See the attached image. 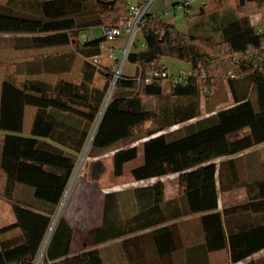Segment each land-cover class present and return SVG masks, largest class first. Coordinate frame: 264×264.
<instances>
[{"label":"trees","instance_id":"trees-1","mask_svg":"<svg viewBox=\"0 0 264 264\" xmlns=\"http://www.w3.org/2000/svg\"><path fill=\"white\" fill-rule=\"evenodd\" d=\"M7 0L0 3V33L23 34L18 40L26 47H59L74 45L91 70L86 71L82 83L61 79L50 83L42 79H26L20 85L7 78L1 87L0 129L6 134L2 140L0 167L6 174V187L16 184L32 189L33 198L45 206L34 209L26 201L12 200L16 222L0 228V234L13 228L19 233L0 243V264H34L39 250L52 224L56 207L61 203L73 177L77 153L82 149L92 123L100 111L109 83L101 90L92 87L95 66L87 58L102 53L104 35L80 42L79 32L90 27L115 26L127 18L128 3L124 0ZM210 0L207 1V3ZM241 4L254 1L264 5V0H240ZM206 3V4H207ZM143 21L145 47L131 51L127 57L138 65L135 76H120L113 88L112 96L99 118L91 145V154L115 147L118 143L135 140L133 130L146 121L154 126L148 129V138L143 142V163L132 168L135 180L160 178L179 173V184L186 205L168 203V214L160 219H151V213L159 211L164 194V183L136 188L140 201L146 206L140 210L127 226L108 219L112 193H106L103 224L89 229L84 249L70 254L74 229L60 216L51 233L41 264H104L98 244L143 231L192 213L207 212L201 217L206 229V244L210 251L225 248L228 244L233 262H238L264 248V225L240 226L227 237L224 218L229 213L246 210L244 204L218 210L217 171L215 159L235 155L264 142V30L253 25L249 18L241 17L229 22L223 32V42L218 44L235 65L236 76L228 75V86L232 89L235 104L220 108L209 116L189 123L183 129L163 133L173 124L184 123L200 117L202 86L213 92L214 83L209 68L212 60L197 46L194 36L183 37L176 25L151 13ZM261 28V32H259ZM164 29V34L159 32ZM77 41V46L75 45ZM163 55H172L191 64L194 72L186 82L171 84L172 96L177 102L156 109H147L143 95H160L164 80L148 84L144 75L154 63H160ZM57 56V55H56ZM55 62V61H54ZM69 65L57 64L53 71L67 70ZM250 74L257 93L254 104L247 92L237 93L235 78L238 74ZM141 75L139 81L136 77ZM216 103L206 110H215ZM27 106L36 111L30 135H24V118ZM58 113L76 117V124L67 127L58 118ZM170 117V118H169ZM65 125L66 128H62ZM47 139L57 142L54 144ZM136 145L119 146L113 155L114 174H124L125 165L138 157ZM98 169L92 178L104 172L101 160L93 164ZM264 168V162H263ZM250 186V185H249ZM258 196L264 199L263 179L257 183ZM148 199L153 203L148 209ZM264 206V200L261 201ZM165 207H163V210ZM169 231L161 227L156 231ZM132 240H137L134 237ZM131 239H125L124 244ZM136 242V241H134ZM130 264H148L140 260H129Z\"/></svg>","mask_w":264,"mask_h":264},{"label":"rangeland","instance_id":"rangeland-1","mask_svg":"<svg viewBox=\"0 0 264 264\" xmlns=\"http://www.w3.org/2000/svg\"><path fill=\"white\" fill-rule=\"evenodd\" d=\"M89 3H93V0H89ZM124 1V0H123ZM127 2V0H125ZM177 0H155L152 6L149 9V13L155 17H160L167 19L168 21H173L176 27L179 30V34L176 37L177 41L183 39V37L194 36L196 38L197 46L203 49L207 54L208 58L212 60L211 67L209 68V73L213 78L214 88L213 92L208 95L201 96V111L204 113L205 110L218 101L223 103L219 108L228 107L234 103L232 98V89L228 86V71L231 69H236V64L234 61H230L228 56L224 54V50L219 49L218 44L223 42V32L229 22H232L241 17H247L253 25H258L264 30V5L258 4L254 1H247L245 4H241L240 0H210L207 4L203 6H198L193 12L187 14L184 11H178L175 13L174 5ZM1 4H5L6 0H0ZM166 10H170L169 15H164ZM259 19H256V17ZM146 24V21H143L140 29L135 32L133 43L129 48L127 55L131 51H138L143 49L144 34L143 26ZM102 27H90L83 29L79 32L78 38L80 42H84L87 39L94 38L96 36L103 35ZM7 39V42L14 43L15 36L10 35ZM126 36L118 38L117 40L107 43L114 47H125ZM77 41L75 40V45L77 46ZM105 43V42H103ZM106 45V44H105ZM102 62L103 68L98 69L91 61V58H87L86 61H89L92 67L95 68L93 78L90 82L92 87L98 89H103L107 82L109 83L108 74L115 77L120 73V76H135L138 71V65L130 62L128 57L125 58L121 66L120 71V60L113 61L108 56V50H102ZM117 55L121 56L122 52L120 49L116 51ZM41 73L37 75L42 80H46L50 83H55L61 79H67L73 81L74 83H82L84 80V75L86 71L91 70L84 62V58L81 57L73 45L59 46V47H45L41 48ZM57 55V56H56ZM55 61V62H54ZM160 63L168 70L170 75L178 76L181 71H189L191 69V64L182 60L178 57L172 55H163L160 59ZM57 64H66L69 65L67 70L62 71H53L52 68ZM15 71L16 68L10 71ZM9 79L14 81L17 84H21L25 80L21 77H12L14 72H11ZM250 74L240 73L238 78H235V87L237 93L241 94L247 92L250 98L253 100L254 104H257V93L255 87L251 82ZM118 76V77H120ZM112 78V79H113ZM27 79V78H26ZM113 80L110 81L108 89L105 92L103 102L100 108V111L96 117V120L92 123L90 131L87 135V138L84 142V145L79 153H77V162L76 168L73 174V177L69 183L68 189L61 201V203L56 207L55 213L53 214L52 224L47 233L46 239L42 244L37 259L41 264L43 256L46 251L47 244L49 242L51 233L56 225V222L60 216H64L65 212L72 211L73 208L76 209V213H72L77 222H84L85 225H81V229L88 231L91 225L95 222V217L97 213L101 211L102 201L104 202L106 193L110 191H120L121 199L123 203V210H117L119 215L118 219L122 226L128 225L129 223L133 224L131 219L136 213L135 202L133 199V188L132 187H143L148 186V179L137 181L133 178L130 173L131 168L138 166L143 163V149L142 144L148 138L147 131L149 128L154 126L151 121H146L145 123L139 125L133 130L134 137H137L135 140H127L122 143H118L115 147L107 149L96 156L91 154V145L94 132L99 123V118L104 112V108L107 105L108 101L112 96L111 86ZM171 82L164 80L163 91L160 95H143L142 100L147 109H156L160 108L163 105H172L174 102H177L176 98L172 96L171 92ZM33 108L32 106H30ZM29 107V108H30ZM57 119H60L62 123H65L67 127L71 125H77L83 127V120L81 124H76L77 120L75 116L68 115L65 117L64 114L58 113ZM170 118V117H169ZM199 118V117H197ZM196 119V118H194ZM194 119L188 120L184 123L173 124L165 130H162L163 133H169L173 131H178L177 129H182L183 126L194 122ZM33 118L30 117V114L26 115L25 121V131L23 134H31ZM196 121V120H195ZM83 124V125H82ZM63 125L62 128H66ZM50 142L57 144L56 141L47 139ZM58 145V144H57ZM136 145L138 147V157L132 161H129L125 165L124 174L122 176H116L112 170L113 166V155L115 149L119 146H132ZM101 160L104 164L105 170L101 173V177L98 180L92 178L93 173H96L97 167L94 166V162ZM172 174L166 176V178L171 179ZM7 180V178H6ZM19 185L15 189L7 188L6 184H1L0 187V196L7 198L12 203V195L14 193L21 194L26 198V202L30 203L29 200L33 194L32 189L25 185ZM130 188H132L130 190ZM103 199V200H102ZM33 206V205H32ZM133 206V207H132ZM78 209V210H77ZM96 223V222H95ZM130 235V234H129ZM99 246V245H97ZM107 246V245H106ZM103 247L99 248L103 251ZM107 248V247H106ZM104 248V249H106Z\"/></svg>","mask_w":264,"mask_h":264},{"label":"crops","instance_id":"crops-1","mask_svg":"<svg viewBox=\"0 0 264 264\" xmlns=\"http://www.w3.org/2000/svg\"><path fill=\"white\" fill-rule=\"evenodd\" d=\"M10 35L15 36L14 43L11 44L6 39ZM22 35L16 33H0V103L2 83L10 77L11 72H14L12 77H21L22 79L27 76L25 80L26 78L40 79L37 75L41 73V48L26 47L24 43L18 40V37ZM143 45L145 46L144 41ZM117 47L118 49L120 48L119 46ZM133 64L135 66V63ZM13 67L16 70L10 71ZM222 103L219 102L216 104L215 110H205L199 118L211 115L220 109L219 106ZM233 104H235V101ZM29 107L27 106L25 109L24 124L28 112L30 117L33 118L36 111L35 107ZM199 118L194 119V122ZM5 134L6 132L0 129V159L2 140ZM215 162L218 168L221 169V172L217 171L216 174L218 210L222 211L224 208L248 203L251 205L249 209L241 210L240 213H229L226 220L224 218L227 237L231 231L237 230L240 226L257 227L264 225V206L261 205V201L264 199L258 196V188L256 187L257 183L263 179L264 142L235 155L219 157L215 159ZM112 167L114 172V162ZM171 174L173 175L171 179L166 178L167 175L160 178L148 179V185L154 184L157 180H161L164 183V194L160 210L151 213V219L166 217L168 214V203L170 201L181 207L186 205L185 198L182 195L183 191L179 184V173ZM101 175L95 180H98ZM1 184H6V174L0 167V187ZM17 186L19 185H14L12 188L15 189ZM132 188L133 199L136 203L135 207L137 208L135 209L136 213L133 215L135 216L140 210L144 209L146 202L144 200L140 201L136 193V188ZM110 193L113 196L110 200L108 219L119 225L121 219H118V211L120 209L123 210L122 192L114 190L110 191ZM11 197L12 200L26 201V198L19 193H14ZM29 200L31 201L29 204L33 205L34 209L38 211L42 210V207L45 206L42 202L35 200L33 196ZM104 204L105 199L104 202L102 201L100 215L98 212L94 219L96 223L94 222L90 229L100 227L103 224ZM152 204L151 200L148 199V209ZM163 207H165L164 210ZM72 213H76L75 208L72 211H68V213L65 212L64 216L74 229L70 254H76L84 249L88 231L85 229L80 230L81 225L84 226L85 223L77 222ZM206 213H192L179 218L166 220L165 222L156 224V226H150L146 230L109 240L98 244L99 246L96 247H107L106 249L103 248V251L100 250L104 264H130V259L145 261L148 264H264V248L238 262L232 261L229 244L219 250H208L206 244V229L201 220V217ZM15 222L16 215L12 203L7 198L0 196V228ZM161 227H167L169 231H156V229ZM18 233L19 229L13 228L0 234V243L13 238ZM134 237H137V240H132ZM129 238L131 241L124 244L125 239Z\"/></svg>","mask_w":264,"mask_h":264},{"label":"built area","instance_id":"built-area-1","mask_svg":"<svg viewBox=\"0 0 264 264\" xmlns=\"http://www.w3.org/2000/svg\"><path fill=\"white\" fill-rule=\"evenodd\" d=\"M155 0H127L128 3V15L125 20H123L121 23L115 26H103V35L106 38L105 43L101 44V49H107L108 50V56L113 60H120V71L121 66L123 62L125 61V58L127 57V53L129 51V48L131 47L133 43V38L135 35V32L140 29L141 24L147 14H149V9L154 3ZM208 0H177L174 5V11L177 13L178 11H184L185 13L189 14L193 12L194 9L198 6H203L207 3ZM171 13L170 10H166L164 12V15H169ZM259 32H261V28L258 29ZM160 36L164 34V29H161L159 32ZM126 36V43L125 47H120V51L122 52L121 56L117 55L116 51L118 50V47H114L107 43H111L114 40H117L120 37ZM106 44V45H105ZM92 63L98 68H103V62H102V53L100 55L93 56L91 58ZM238 57H235L234 63L237 64ZM194 72L192 71V68L189 71H181L178 76L170 75L168 70L159 63H154L151 66L150 71H148L144 75V82L151 84L155 80H168L172 84L176 83H182L186 82L187 79L193 75ZM228 75L230 77H235V71L233 69L228 71ZM120 73L118 75H115L113 78V83L111 86V90H113L114 85L119 78ZM139 81L141 80V75H138L136 77ZM209 92L208 86L204 85L202 86V95H206ZM37 259V258H36ZM34 264H40L39 259L35 260Z\"/></svg>","mask_w":264,"mask_h":264},{"label":"clouds","instance_id":"clouds-1","mask_svg":"<svg viewBox=\"0 0 264 264\" xmlns=\"http://www.w3.org/2000/svg\"><path fill=\"white\" fill-rule=\"evenodd\" d=\"M256 19H259V17L257 16Z\"/></svg>","mask_w":264,"mask_h":264}]
</instances>
